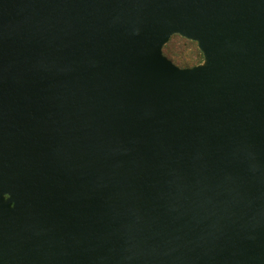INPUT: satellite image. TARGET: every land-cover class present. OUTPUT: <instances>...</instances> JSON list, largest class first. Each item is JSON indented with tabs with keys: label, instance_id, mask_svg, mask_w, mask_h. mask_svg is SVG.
<instances>
[{
	"label": "water",
	"instance_id": "water-1",
	"mask_svg": "<svg viewBox=\"0 0 264 264\" xmlns=\"http://www.w3.org/2000/svg\"><path fill=\"white\" fill-rule=\"evenodd\" d=\"M0 264H264V0H0Z\"/></svg>",
	"mask_w": 264,
	"mask_h": 264
},
{
	"label": "rangeland",
	"instance_id": "rangeland-1",
	"mask_svg": "<svg viewBox=\"0 0 264 264\" xmlns=\"http://www.w3.org/2000/svg\"><path fill=\"white\" fill-rule=\"evenodd\" d=\"M165 46L171 47L174 54L193 65L188 68L207 69L211 66L209 59L200 48L198 41L190 39L181 33H173L165 43Z\"/></svg>",
	"mask_w": 264,
	"mask_h": 264
},
{
	"label": "trees",
	"instance_id": "trees-1",
	"mask_svg": "<svg viewBox=\"0 0 264 264\" xmlns=\"http://www.w3.org/2000/svg\"><path fill=\"white\" fill-rule=\"evenodd\" d=\"M163 53L170 59L173 61L174 64L183 67V68H188V67H192L193 65H191L189 62H186L184 60H182L181 58H179L176 54H174L173 50L171 47L168 46H164L163 48Z\"/></svg>",
	"mask_w": 264,
	"mask_h": 264
}]
</instances>
